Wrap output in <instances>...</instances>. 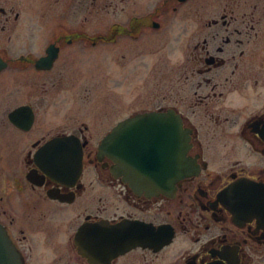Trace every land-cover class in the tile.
<instances>
[{"label": "flooded vegetation", "instance_id": "af4514ba", "mask_svg": "<svg viewBox=\"0 0 264 264\" xmlns=\"http://www.w3.org/2000/svg\"><path fill=\"white\" fill-rule=\"evenodd\" d=\"M36 1L0 0V223L24 264H264V0ZM125 40L135 91L141 59L163 90L93 113L76 72Z\"/></svg>", "mask_w": 264, "mask_h": 264}, {"label": "rangeland", "instance_id": "374dc122", "mask_svg": "<svg viewBox=\"0 0 264 264\" xmlns=\"http://www.w3.org/2000/svg\"><path fill=\"white\" fill-rule=\"evenodd\" d=\"M39 2H41V0ZM27 3L34 5L37 1L27 0ZM102 18L103 20L111 21L115 19V15L107 12L103 13ZM83 20L84 17H76V21L78 22ZM124 42L125 44L129 43V48H123L125 56L123 62L119 60L121 56L118 53L117 47L109 46L98 53L101 54L98 61L94 62L95 60H90V63L86 61L85 63L87 64H81L79 66L81 71L76 72L75 84L76 87H78V91L74 93V101L86 102V105L90 104L93 113L100 110L101 107L103 108V105L108 102L111 104L115 101L124 100L131 103L135 100L136 96L141 97L144 101L147 97L151 96L150 94L153 93L152 95H154L156 92L160 94L159 91L163 90V86L159 85L161 82V75H159L157 71L154 72L152 67L142 64V59L140 58L141 72L139 80L141 81H139L138 92L137 89L135 91L136 72L133 64L136 57L133 55L134 52H132L130 48L131 41L125 40ZM156 51L157 49L155 48L154 52ZM89 53L87 55H89ZM176 62H174V64ZM120 64L123 65L122 77H120L117 72ZM171 82L174 84L173 81ZM176 89L178 90L177 86ZM120 90H123V94ZM175 94L176 92L173 93V95ZM132 110L135 111L136 108Z\"/></svg>", "mask_w": 264, "mask_h": 264}, {"label": "water", "instance_id": "95a60500", "mask_svg": "<svg viewBox=\"0 0 264 264\" xmlns=\"http://www.w3.org/2000/svg\"><path fill=\"white\" fill-rule=\"evenodd\" d=\"M174 116V115H172ZM154 117H164V115H158V114H152V115H140L137 116L138 121L136 122H141L143 123L141 120L144 119V121L147 122V125H151V118ZM157 125V123H156ZM172 142H174V140H176V138L178 137V123L176 121H172ZM116 133V132H115ZM150 133H152V130L149 131L147 130V141H153V138L151 137ZM130 141L133 142H137L140 140V137L138 136L137 138L134 139H129ZM114 141V140H113ZM133 151L135 152V147H133ZM148 155L150 157V159L153 158L154 153H153V147L152 145L150 146V148L148 149ZM171 156H172V160H173V168L172 171L174 173V160L176 157L175 151L171 152ZM149 163H153V161L149 162ZM184 173V172H183ZM184 174H187V172H185ZM0 264H24L22 258L20 257L18 251L16 250V248L14 247V245L12 244L6 230L4 229V227L1 225L0 223Z\"/></svg>", "mask_w": 264, "mask_h": 264}]
</instances>
